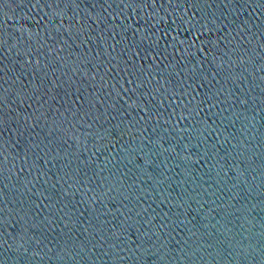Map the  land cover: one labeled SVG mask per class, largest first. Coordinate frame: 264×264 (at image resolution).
Listing matches in <instances>:
<instances>
[{
	"label": "water",
	"instance_id": "95a60500",
	"mask_svg": "<svg viewBox=\"0 0 264 264\" xmlns=\"http://www.w3.org/2000/svg\"><path fill=\"white\" fill-rule=\"evenodd\" d=\"M0 264H264V0H0Z\"/></svg>",
	"mask_w": 264,
	"mask_h": 264
}]
</instances>
